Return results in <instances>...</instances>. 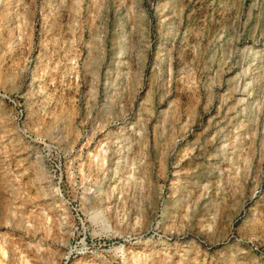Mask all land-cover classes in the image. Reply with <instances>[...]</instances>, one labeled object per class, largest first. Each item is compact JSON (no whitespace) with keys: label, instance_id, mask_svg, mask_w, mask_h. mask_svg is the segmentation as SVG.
Instances as JSON below:
<instances>
[{"label":"rangeland","instance_id":"obj_1","mask_svg":"<svg viewBox=\"0 0 264 264\" xmlns=\"http://www.w3.org/2000/svg\"><path fill=\"white\" fill-rule=\"evenodd\" d=\"M0 264H264V0H0Z\"/></svg>","mask_w":264,"mask_h":264},{"label":"bare ground","instance_id":"obj_2","mask_svg":"<svg viewBox=\"0 0 264 264\" xmlns=\"http://www.w3.org/2000/svg\"><path fill=\"white\" fill-rule=\"evenodd\" d=\"M106 152V151H105ZM125 154V153H124ZM98 155V154H97ZM125 155H127V154H125ZM99 156H100V154L97 156V158H99ZM105 156L106 155H104L103 156V160L105 159ZM123 156V155H122ZM120 157H121V155H120ZM128 157H130L129 155H128ZM119 159H121V158H119ZM123 159V158H122ZM121 159V160H122ZM101 160H102V156H101ZM124 160V159H123ZM129 160V159H128ZM126 158H125V161L127 162L128 161ZM125 161H124V163H125ZM132 161V160H131ZM141 161V160H140ZM120 162V161H119ZM144 161H142L141 163L139 162V165H137V163H135V162H133L132 164H131V166L133 165V167L132 168H130V171H127L128 173H129V175L127 176V178H125L124 180H123V182H124V184L126 185V184H130V183H133L134 184V182L136 183V180H137V178H138V173H140V171H141V169L142 168H144V163H143ZM121 163V162H120ZM131 163V162H130ZM119 163H117V165H118ZM128 167V166H127ZM121 169V168H120ZM116 170V169H115ZM120 172V171H119ZM117 173V172H116ZM123 173V172H122ZM127 173V174H128ZM121 174V173H120ZM119 174V175H120ZM124 174V173H123ZM122 174V175H123ZM116 175V174H115ZM118 175V174H117ZM126 176V175H125ZM119 178V177H118ZM123 179V178H122ZM120 180V179H119ZM140 181V180H139ZM138 183V182H137ZM137 183H136V185H137ZM133 184H132V186H133ZM124 185V186H125ZM138 186V185H137ZM115 188H116V186H114ZM114 187H111L112 188V190H111V188H110V190L108 189H106L107 191H105L106 192V200H107V202L110 204H113V206L114 207H116L117 208V205H118V198H120V197H118V196H116L114 193H115V191L117 190H115V188ZM122 187H123V183H122ZM136 188V187H135ZM120 189H121V187H120ZM123 189V188H122ZM119 190V189H118ZM120 191V190H119ZM117 192V191H116ZM126 194L124 193V197H127V196H125ZM123 199V198H122ZM126 199V198H125ZM124 201V200H123ZM108 204V205H109Z\"/></svg>","mask_w":264,"mask_h":264}]
</instances>
